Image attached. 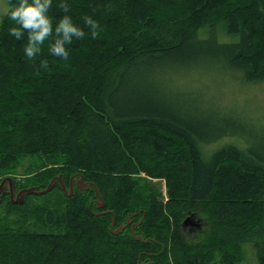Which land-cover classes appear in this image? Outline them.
I'll list each match as a JSON object with an SVG mask.
<instances>
[{
  "label": "trees",
  "instance_id": "trees-1",
  "mask_svg": "<svg viewBox=\"0 0 264 264\" xmlns=\"http://www.w3.org/2000/svg\"><path fill=\"white\" fill-rule=\"evenodd\" d=\"M60 2L48 12L53 28L67 14L85 32L66 45L67 61L48 41L29 61L27 34L15 39L8 14L2 19L0 179L30 157L44 180L83 176L93 198L96 184L105 214L80 195L66 199L63 216L34 209L54 231L0 229V264H237L246 243L264 264V113L243 118L235 104L173 79L209 74L233 84L236 74L247 87L264 86V0H64L68 13ZM86 15L99 22L98 38ZM155 178L166 181V202ZM124 210L145 211L135 226L144 241L122 235L139 214L119 234L110 230ZM192 214L205 222L199 240L181 228Z\"/></svg>",
  "mask_w": 264,
  "mask_h": 264
},
{
  "label": "rangeland",
  "instance_id": "rangeland-1",
  "mask_svg": "<svg viewBox=\"0 0 264 264\" xmlns=\"http://www.w3.org/2000/svg\"><path fill=\"white\" fill-rule=\"evenodd\" d=\"M8 8V2L6 0H0V25L4 15H6L8 12ZM222 42H229V40L224 41L222 39ZM207 67L208 69H214V67L211 65H208ZM219 69L223 68L220 67ZM235 76L238 77L239 81H241L238 75L235 74ZM206 77L207 78H198L194 77L192 74H190V76L179 74L178 76L174 75L173 79L175 85H181L190 92L200 94L206 100H213V98L217 96V98H219V100L225 105L235 104L234 107L236 108L234 109L238 111L240 109L243 110L244 115H242L241 111H239L243 118L252 119L254 121L253 118H258L262 113H264V86L247 87L241 84L237 79H235L237 81L236 83L230 84L229 78L225 79V77L222 78V80L225 79L224 81L226 84H222L221 79H219L217 82H213V77H210L209 74ZM227 89H229V91H227ZM209 106L211 107V104ZM44 175L45 170L43 165L39 161L33 160L30 157L22 158L20 162H18V164L14 166V168L4 173V175L0 179V185L2 182L5 183V191L0 195V200L3 194H7L8 201L10 203L8 202L4 205H1L0 203V229L5 228L6 226H8V228H11L18 227L20 225L25 229H29L31 231L45 233L53 232V228L47 227L38 219V212L35 213L34 209L38 211L46 208V211L58 212L63 216L66 213L69 203L66 202V199H70L78 195L86 198L90 197L89 207L94 215L100 216L105 214V212L101 209V203L98 202V197L93 198V196L88 194V192H83L76 187V183H78L80 178H77V180L74 181L75 187L72 196H69L71 195V188L69 187V183L67 184L64 182L67 188V193H65L59 183L60 179H58L56 180L55 184H58L59 187H61V189L59 190L53 191V189L55 188L53 186L52 191L43 196L35 194H23L21 197H18L17 193H21L22 191L27 189L37 188L39 189V191H45L56 177H54V179L49 178L48 180H44ZM61 175L62 174H59L57 177H60ZM149 179L151 180V178ZM146 180L147 179L145 177L142 178V182L145 183ZM155 180L161 183L162 190L164 192V201L166 202L168 200L166 181L156 178ZM13 184L15 186L14 190H16V192L12 199V197L10 196V187H13ZM80 185H82V183H80ZM24 206L28 207L30 210L28 212H23L22 210L24 209ZM144 212L145 211L143 210L134 212L124 210L121 216V219L125 218L124 223L122 225H118L116 228L111 227V223L109 228L110 230H114L116 232L120 228H123L124 225L129 222L132 216L139 214L137 216H139L140 221L133 222V225L130 228V232L123 233L122 235L130 236L131 234L134 238L137 237L138 239L143 240V237L141 236H144V232L138 233L136 229L137 227L135 226L142 224L144 220ZM195 220L200 223L201 226L205 225V222L198 216V214ZM181 228L184 229L183 227ZM135 229L136 233H132L131 231L135 232ZM189 230L185 232L186 238L188 240H197L200 236L201 228H194ZM199 239H201V236ZM237 264H258L256 248L254 244L246 243L243 245L241 260Z\"/></svg>",
  "mask_w": 264,
  "mask_h": 264
},
{
  "label": "clouds",
  "instance_id": "clouds-1",
  "mask_svg": "<svg viewBox=\"0 0 264 264\" xmlns=\"http://www.w3.org/2000/svg\"><path fill=\"white\" fill-rule=\"evenodd\" d=\"M52 2L53 0H17L8 8V18L13 22L8 34L17 40L27 34L24 54L29 61H34L41 54L45 41L49 42L48 51L51 55L67 61L69 50L66 45H70L74 38L80 40L85 36L84 30L75 25L67 14L60 18L53 28V20L48 15ZM58 7L64 13L69 11V5L64 0H61ZM83 20L91 37L98 38L101 31L99 22L87 15ZM40 68L48 70L49 62L46 59L40 61Z\"/></svg>",
  "mask_w": 264,
  "mask_h": 264
},
{
  "label": "water",
  "instance_id": "water-1",
  "mask_svg": "<svg viewBox=\"0 0 264 264\" xmlns=\"http://www.w3.org/2000/svg\"><path fill=\"white\" fill-rule=\"evenodd\" d=\"M59 179H61V178H59ZM55 180H56V179L53 180V182L48 186V188H47L45 191H39L38 189L33 188V189H27V190H24L23 192H24L25 194H35V195H43V194H46V193H48V192L52 189V187H53V183H54ZM83 180H84V177L82 176V179H81L80 181L82 182ZM3 185H4V182H2L1 185H0V193L2 192ZM11 185H12V184H11ZM92 186L94 187L95 192H96V195H97V197H98V199H99L98 202H100L101 205H102V207H104V205H105V203H104V199L102 198V195L100 194V191H99L98 187L96 186V184H92ZM11 188H12V186H11ZM63 189H64V192L67 193V189H66V187H65L64 185H63ZM72 194H73V187H72V185H71V195H69V196H72ZM15 203H16V202H15ZM196 216H197L196 214H192L191 216H189V217L184 221L182 227H183V228H185V227H190V226H189V223H190V222H193V218H195ZM143 219H144V217H143ZM114 223H115V215H114V218H113V221H112V225H111V227H114ZM128 224H129V222H128ZM124 228H125V227L120 228L118 231L115 232V234H119V232H120L122 229H124ZM136 238H137V237H136ZM137 239H138V238H137Z\"/></svg>",
  "mask_w": 264,
  "mask_h": 264
},
{
  "label": "flooded vegetation",
  "instance_id": "flooded-vegetation-1",
  "mask_svg": "<svg viewBox=\"0 0 264 264\" xmlns=\"http://www.w3.org/2000/svg\"><path fill=\"white\" fill-rule=\"evenodd\" d=\"M72 184H74V179H71V181L69 182V185H70V186H71ZM76 186H81V185H80V183H76ZM4 187H5V183H4V185H3L2 192L0 193V195L5 191ZM14 189H15V186H14V184H13V187H12V188L10 187V196L12 197V199H13V197H14V195H15V192H16V190H14ZM19 193H20V192H19ZM19 193H17L18 196H19ZM189 226H190V227H194V228H199V227H198V224H197L196 222H190V223H189ZM194 228H193V229H194Z\"/></svg>",
  "mask_w": 264,
  "mask_h": 264
}]
</instances>
